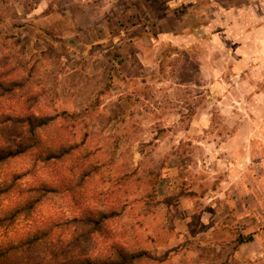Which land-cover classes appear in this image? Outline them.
I'll list each match as a JSON object with an SVG mask.
<instances>
[{"label": "rangeland", "instance_id": "obj_1", "mask_svg": "<svg viewBox=\"0 0 264 264\" xmlns=\"http://www.w3.org/2000/svg\"><path fill=\"white\" fill-rule=\"evenodd\" d=\"M0 68L56 117L0 171L55 189L37 224L105 214L79 252L134 264H264V0H0Z\"/></svg>", "mask_w": 264, "mask_h": 264}, {"label": "trees", "instance_id": "obj_2", "mask_svg": "<svg viewBox=\"0 0 264 264\" xmlns=\"http://www.w3.org/2000/svg\"><path fill=\"white\" fill-rule=\"evenodd\" d=\"M5 69L0 68V102L14 100L17 105L11 106L10 112L0 110V171L11 161L35 153L40 143V132H48L56 122V117L32 112L34 98L30 86L24 81H4ZM59 116V119L73 117L65 113ZM4 131L15 134L9 136V140L1 134ZM26 140L28 143L23 145ZM63 143L42 148L47 153L42 162L49 163L52 158L61 159L69 155L72 147ZM52 151L60 154L55 156ZM26 175L27 172H22L0 178V264H134L144 259L151 260L144 252L129 254L117 246L96 256L80 253V247L102 232L107 218L105 214L37 224L34 213L55 189L47 184L21 187L18 181ZM4 201L6 205H3ZM252 241V236H239L237 245ZM73 249L78 253L73 255Z\"/></svg>", "mask_w": 264, "mask_h": 264}, {"label": "crops", "instance_id": "obj_3", "mask_svg": "<svg viewBox=\"0 0 264 264\" xmlns=\"http://www.w3.org/2000/svg\"><path fill=\"white\" fill-rule=\"evenodd\" d=\"M194 126H197V124L193 123L190 125V127H194ZM224 144V143H223ZM247 245V244H246Z\"/></svg>", "mask_w": 264, "mask_h": 264}]
</instances>
